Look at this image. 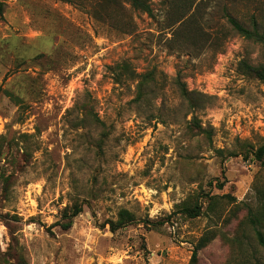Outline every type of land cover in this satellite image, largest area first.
<instances>
[{
	"label": "rangeland",
	"instance_id": "1",
	"mask_svg": "<svg viewBox=\"0 0 264 264\" xmlns=\"http://www.w3.org/2000/svg\"><path fill=\"white\" fill-rule=\"evenodd\" d=\"M95 2L0 0V264H189L207 234L199 264H264L251 224L264 234V83L241 68L264 53L225 18L254 7L202 1L196 20L226 43L196 22L191 57L169 41L172 0L151 1L154 19L102 0L105 24ZM154 71L150 103L135 102ZM179 74L207 95L202 109L189 113ZM123 210L134 221L114 230Z\"/></svg>",
	"mask_w": 264,
	"mask_h": 264
},
{
	"label": "trees",
	"instance_id": "2",
	"mask_svg": "<svg viewBox=\"0 0 264 264\" xmlns=\"http://www.w3.org/2000/svg\"><path fill=\"white\" fill-rule=\"evenodd\" d=\"M69 4H77L81 0H60ZM117 2V0H110ZM152 0H122V9L126 10L128 7L133 11H138L143 14H147L150 18L154 19L156 17L155 10L152 7ZM172 0V11H170V15L168 16L167 29H173V37L169 40L174 46H176L178 52L180 54L193 57V51L190 46V39L192 38V26L198 22L197 19V7H199L200 3L204 0ZM241 2H247L250 6H253L254 9H249V12L242 17H235L232 13L227 11L225 18L226 23L231 32L235 33L243 37L248 41H252L256 44L261 45L264 53V0H237ZM102 0H96L93 4L92 8V17L99 23L105 24V20L101 15V11L99 9ZM199 3V4H198ZM199 31L203 32L202 34L206 37V43L209 41L216 42L222 45L221 50H223L226 38L214 37L213 34L209 33L206 29L207 23L199 20ZM125 26L128 28L126 35H133L136 30V25L132 22V20H127ZM196 33V32H195ZM128 65V64H127ZM122 66V65H121ZM241 68L246 72V74L260 80L264 83V65L259 66H251L247 62L243 61L241 64ZM129 69V65H128ZM127 69V70H128ZM155 73H145L141 75H137L136 77L140 79L137 84V98L135 102L140 104L150 103L149 94L146 92L147 88L150 85H154L156 82ZM116 84L122 83V74L116 73ZM173 86L176 88L179 97L182 101H184L187 106L189 113L198 111L204 107L205 100L207 95L198 91H190L188 89L187 83L182 79L181 74L177 75L173 79ZM95 122L100 123L104 126V122L100 119V117L95 115ZM256 161L260 162L262 166H264V145L261 146L255 153ZM83 212V207L81 205H74L72 208L68 209L64 213L63 220L58 223L63 230L67 231L73 226V221L76 217H78ZM189 218L194 219L200 216L201 207L195 206L185 209L183 211ZM120 221L117 224H113L112 228L116 230L117 228L124 227L127 223L134 221V216L128 210H123L119 213ZM65 221V222H63ZM261 220L258 217H254L252 219L251 224L256 229L259 243L262 247H264V234L257 230V224ZM214 239V235L207 234L203 237L198 245L196 246L191 261L189 264H199V252L205 248L208 244L212 242Z\"/></svg>",
	"mask_w": 264,
	"mask_h": 264
}]
</instances>
